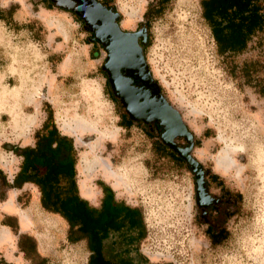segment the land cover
<instances>
[{
    "label": "rangeland",
    "instance_id": "1",
    "mask_svg": "<svg viewBox=\"0 0 264 264\" xmlns=\"http://www.w3.org/2000/svg\"><path fill=\"white\" fill-rule=\"evenodd\" d=\"M109 1L123 27L145 32L147 68L193 136L190 156L209 174L208 192L223 200L210 211L218 235L211 238L201 216L190 166L160 150L156 133L123 124L101 67L104 54L79 21L42 0H0V203L14 190L17 211L30 220L21 228L17 211L0 208V228L13 237L11 245H0V258L7 264H87L85 240H67L66 222L40 206L34 185H6L20 162L10 146L31 145L50 112L72 139L79 193L98 202L101 181L138 208L143 236L135 249L148 264H264V96L240 70L243 62H256L255 76L264 85V29L240 54L222 57L200 0ZM90 142L98 147L90 149ZM235 146L233 164L218 167V154ZM83 157L106 160L113 175L89 171ZM20 234L33 240L30 258L17 247ZM104 252L117 264L138 263L135 254L109 245Z\"/></svg>",
    "mask_w": 264,
    "mask_h": 264
},
{
    "label": "trees",
    "instance_id": "2",
    "mask_svg": "<svg viewBox=\"0 0 264 264\" xmlns=\"http://www.w3.org/2000/svg\"><path fill=\"white\" fill-rule=\"evenodd\" d=\"M199 4L217 53L222 57L240 54L249 40L264 29L263 0H200ZM240 70L247 82L255 81L259 93L264 96V85L255 76L256 62H243ZM9 150L20 157V162L11 181L5 182L1 175L2 182L13 188H20L24 183L34 185L39 193L40 206L47 212L59 215L66 222L67 240H85L87 264H117L105 254L103 244L108 231L119 229L125 222L129 227L137 225V240L142 238L143 222L138 208L115 201L109 186L98 182L102 191L98 207L92 206L79 195L75 170L76 152L72 139L57 129L50 112L40 127L34 130L31 145H13ZM217 235L216 232L211 238L214 240ZM17 247L27 258L32 256L30 253L34 251V244L28 235H19ZM135 255L138 258L137 264H148L147 259L137 250ZM0 264L7 262L0 258Z\"/></svg>",
    "mask_w": 264,
    "mask_h": 264
},
{
    "label": "flooded vegetation",
    "instance_id": "3",
    "mask_svg": "<svg viewBox=\"0 0 264 264\" xmlns=\"http://www.w3.org/2000/svg\"><path fill=\"white\" fill-rule=\"evenodd\" d=\"M52 7L61 9L73 15L88 33L91 44L102 50L104 56L102 65L108 63V68H102L107 86L112 98L119 104L120 115L125 124H136L143 128L146 133H156V139L162 149L172 152L174 156L186 163V160L178 155L174 149L169 147L163 140L169 135L171 143L181 149H187L190 155L193 146V136L188 131L179 116L185 131L190 134L188 138L184 132L177 127L176 116L169 108L175 109L162 94L158 84L153 80H147L143 74L137 71V67H120L118 74L120 76L119 94L112 87L110 67L113 64V56L116 46L120 41V36L115 27L121 32H137L142 28L128 29L120 24V15L117 9L109 0H42ZM135 43L139 47L143 56V43L140 37H136ZM101 65V67H102ZM113 74V73H112ZM169 107V108H168ZM191 168V167H190ZM201 168V167H199ZM192 170V169H191ZM194 178L197 176L192 171ZM208 173L202 172L203 192L205 198L202 199L205 206H200L201 216L205 219L207 228L212 234L218 232L219 227H216V221L212 218L210 211L214 206L223 203L221 198H216L207 190L206 177ZM228 194H224L226 196Z\"/></svg>",
    "mask_w": 264,
    "mask_h": 264
},
{
    "label": "water",
    "instance_id": "4",
    "mask_svg": "<svg viewBox=\"0 0 264 264\" xmlns=\"http://www.w3.org/2000/svg\"><path fill=\"white\" fill-rule=\"evenodd\" d=\"M115 29L120 36V41L118 46H116L115 48L114 56H113V64L112 67H110L109 69H111L113 73L110 74L112 87L116 91V94L120 96L118 91L120 79H121L118 74V69L120 67L128 68L130 67V65H134L135 67H137L136 68L137 71L143 74V76L146 77L147 80H153V79L149 72V69L147 68V65L141 54V51L137 46V44L135 43L136 37H140L142 43L145 42L146 36L144 30L141 29L137 32L128 33V32L118 31L116 27ZM108 67H109L108 63H104L102 65V68H108ZM169 110L172 113H174L176 116L177 127H180V131L184 132L186 136L189 138L190 134L187 131H185V127L183 126L177 111L173 108L172 109L169 108ZM171 136L172 135H169L167 138H163V140L169 147L174 149L178 155L182 156L186 160V163L191 167L192 171L197 176V178L195 179L196 203L199 207L202 205L205 206V204L203 203L204 201H202V199L205 198L202 187L203 184L202 170L201 168H199L200 167L199 164L186 152L187 149H181L179 147L174 146L171 143L170 141Z\"/></svg>",
    "mask_w": 264,
    "mask_h": 264
},
{
    "label": "bare ground",
    "instance_id": "5",
    "mask_svg": "<svg viewBox=\"0 0 264 264\" xmlns=\"http://www.w3.org/2000/svg\"><path fill=\"white\" fill-rule=\"evenodd\" d=\"M15 105H17V104H15ZM76 126H78V125H76ZM74 129H76V127ZM19 132H21V131H19ZM102 137H103L102 134H100L97 139L101 140ZM88 146L90 147V149L98 147V145H95L94 143H91V142L88 144ZM237 149H239V147H237V146L223 149L218 154L217 158H215L217 166L222 167L223 169H226L231 163L233 164V162H232L233 161V155ZM83 160H84L83 167L87 168L89 171H92L95 169H100V170H103L105 176H107V177L113 175V172H111L108 169V164L106 163V160L99 159L97 157H93V159L89 162H86L85 157H83ZM14 194H15V191L10 190L8 193V197L3 202L0 203V208H2L4 210H8V211H17L15 204H14V201H13ZM17 213H18V217H19L20 227L21 228H27L30 224V220H29L27 214L23 210H18ZM12 241H13V237H12V234L10 233V231L8 230V228L5 225H1V228H0V245H7V244L11 245Z\"/></svg>",
    "mask_w": 264,
    "mask_h": 264
},
{
    "label": "crops",
    "instance_id": "6",
    "mask_svg": "<svg viewBox=\"0 0 264 264\" xmlns=\"http://www.w3.org/2000/svg\"><path fill=\"white\" fill-rule=\"evenodd\" d=\"M79 195L82 198L86 199L92 206L98 207L100 200H101L102 191L100 188L98 202H96V203L90 202L87 197L81 195L80 193H79ZM113 198L117 202L122 201L120 199H117L114 196V194H113ZM122 202H124V201H122ZM124 204L130 206L129 204H127L125 202H124ZM130 207H134V206H130ZM137 234H138V226L134 225L132 227H129L127 222H125L124 225L121 226L119 229L108 231L107 237L104 240L103 250L106 248L107 245H109L110 248H112V250L115 249L117 252L121 251L122 253H124L126 255L132 256L135 254L134 251L136 250L135 249V247H136L135 242L137 240ZM110 259L114 262H117L114 258H110Z\"/></svg>",
    "mask_w": 264,
    "mask_h": 264
}]
</instances>
